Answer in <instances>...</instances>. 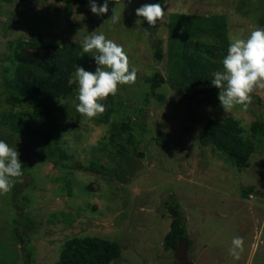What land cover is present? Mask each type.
I'll use <instances>...</instances> for the list:
<instances>
[{
    "label": "rangeland",
    "instance_id": "374dc122",
    "mask_svg": "<svg viewBox=\"0 0 264 264\" xmlns=\"http://www.w3.org/2000/svg\"><path fill=\"white\" fill-rule=\"evenodd\" d=\"M145 3L165 8V20L154 28L163 40L160 61L147 21L136 16ZM108 7L98 17L89 0H0V140L19 151L22 163L30 162L22 166L23 182L0 194V264H57L65 242L84 236L121 244V257L110 264H178L176 250L165 247L172 221L166 202L172 199L187 218L192 262L264 264V131H252L256 121L264 123V89L251 94L247 110L236 105L224 112L218 89L179 86L175 70L187 16L225 15L230 40H246L264 29V0H109ZM100 33L121 45L129 70H137L135 84L118 85L109 123L100 121L102 114L89 119L77 112L75 74L73 94L65 99L40 106L7 101L12 42L63 45ZM200 38L214 42L207 34ZM79 66L96 69L83 52ZM156 75L161 82L153 93L149 78ZM229 115L256 144L244 169L200 141L207 120ZM128 118L131 132L112 136ZM236 236L244 240L239 261L229 254Z\"/></svg>",
    "mask_w": 264,
    "mask_h": 264
},
{
    "label": "trees",
    "instance_id": "16d2710c",
    "mask_svg": "<svg viewBox=\"0 0 264 264\" xmlns=\"http://www.w3.org/2000/svg\"><path fill=\"white\" fill-rule=\"evenodd\" d=\"M66 1L71 4L73 1L83 0ZM159 1L163 3L164 0ZM187 17L184 26L185 36L179 42L180 50L177 52L178 59L175 63L177 78L180 79L177 84L189 86L210 83L209 80L213 79L212 72L223 68L222 61L227 55L231 42L227 18L221 14ZM260 23L264 26V17ZM155 27H149L147 24V37L154 48L156 59L160 61L164 58L165 52L163 40L155 35ZM203 34L211 36L214 42H203L200 38ZM82 52L81 41H65L63 45L49 44L35 38L28 42L23 39L12 42L13 69L9 67L6 76L9 93L7 101L12 106L21 104L40 106L44 100L52 101L69 97L74 91L75 84L72 79L80 63ZM158 75L149 78L153 93H156V88L160 86ZM215 90V87H211L203 91ZM160 98L163 99V96ZM100 103L106 108L100 121L109 123L115 110V96L109 95ZM132 123L133 119L128 118L115 125L112 136L131 132ZM252 131L255 135L263 132L264 123L256 121ZM200 141L203 145H212L222 152L239 169L247 167L256 149L254 140L245 136L242 123L232 115L207 120ZM29 164V161H25L22 166ZM248 191L244 192L249 193ZM166 205L171 212L172 221L171 229L165 237V247L176 250L180 236L187 237L190 245L187 218L180 204L172 199L167 200ZM121 255L122 246L117 241L101 236L72 237L65 242L57 264H110Z\"/></svg>",
    "mask_w": 264,
    "mask_h": 264
},
{
    "label": "clouds",
    "instance_id": "9594fccd",
    "mask_svg": "<svg viewBox=\"0 0 264 264\" xmlns=\"http://www.w3.org/2000/svg\"><path fill=\"white\" fill-rule=\"evenodd\" d=\"M118 3L119 0H115V4ZM89 5L90 11L98 17L109 11V0H103L102 4L89 0ZM135 12L137 17L147 21L149 27L165 20V8L160 3L142 4ZM116 20L118 17L113 15V21ZM82 47L83 53L90 54L94 59L96 69L95 72L87 71L79 65L76 69L79 101L76 110L91 119L105 112L106 108L100 101L106 100L109 95L115 96L118 85L135 84L137 70L134 67L129 70V58L123 47L106 39L103 33L85 37ZM222 64L223 71L214 72L213 79L209 80L211 86L219 90V107L224 112L231 111L236 105L247 110L252 103L251 94L256 89H264V29L256 28L246 40L231 41ZM22 177L19 151L0 140V194H7L17 182L22 183ZM243 251V238L233 237L229 254L239 261Z\"/></svg>",
    "mask_w": 264,
    "mask_h": 264
},
{
    "label": "water",
    "instance_id": "95a60500",
    "mask_svg": "<svg viewBox=\"0 0 264 264\" xmlns=\"http://www.w3.org/2000/svg\"><path fill=\"white\" fill-rule=\"evenodd\" d=\"M189 241L187 237L180 236L179 243L176 248V258L178 264H195L189 259Z\"/></svg>",
    "mask_w": 264,
    "mask_h": 264
},
{
    "label": "built area",
    "instance_id": "2783aa9c",
    "mask_svg": "<svg viewBox=\"0 0 264 264\" xmlns=\"http://www.w3.org/2000/svg\"><path fill=\"white\" fill-rule=\"evenodd\" d=\"M251 198H253L254 197V195L251 193L250 195H249Z\"/></svg>",
    "mask_w": 264,
    "mask_h": 264
}]
</instances>
